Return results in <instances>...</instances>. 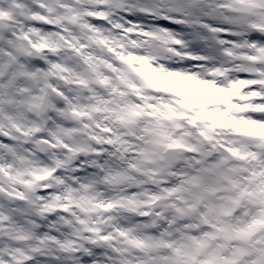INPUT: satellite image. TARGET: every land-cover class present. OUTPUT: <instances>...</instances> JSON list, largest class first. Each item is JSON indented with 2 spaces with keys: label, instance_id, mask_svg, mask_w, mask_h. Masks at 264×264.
I'll use <instances>...</instances> for the list:
<instances>
[{
  "label": "snow or ice",
  "instance_id": "obj_1",
  "mask_svg": "<svg viewBox=\"0 0 264 264\" xmlns=\"http://www.w3.org/2000/svg\"><path fill=\"white\" fill-rule=\"evenodd\" d=\"M0 264H264V0H0Z\"/></svg>",
  "mask_w": 264,
  "mask_h": 264
}]
</instances>
